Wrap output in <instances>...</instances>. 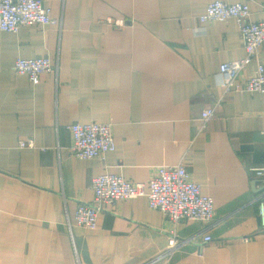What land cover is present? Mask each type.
Masks as SVG:
<instances>
[{"label": "crops", "instance_id": "crops-1", "mask_svg": "<svg viewBox=\"0 0 264 264\" xmlns=\"http://www.w3.org/2000/svg\"><path fill=\"white\" fill-rule=\"evenodd\" d=\"M42 1L54 23L0 31V264H264V96L228 88L219 68L245 55L236 20L201 23L216 0ZM249 9L264 20L261 5ZM40 56L56 73L33 85L14 72L17 58ZM90 122L112 125L103 159L71 153L69 126ZM177 163L213 199L211 224L174 225L144 196L107 204L94 230L75 223L94 177L147 184Z\"/></svg>", "mask_w": 264, "mask_h": 264}, {"label": "built area", "instance_id": "built-area-1", "mask_svg": "<svg viewBox=\"0 0 264 264\" xmlns=\"http://www.w3.org/2000/svg\"><path fill=\"white\" fill-rule=\"evenodd\" d=\"M249 2L261 5L264 10V0H242L237 3H227L219 0L207 4L204 13L198 15L201 23L211 21L236 20L241 35L245 55L238 61L220 64V73L224 76V85L235 87L238 91H253L264 96V63L258 62L261 46L264 44V20H251ZM51 11L42 0H0V31L16 33L23 26H45L54 23ZM108 24L122 26L123 20L105 19ZM255 69L242 84L237 82L238 74L252 62ZM17 75H26L33 85L41 81V75L56 73L57 66L49 56L36 58H17L13 65ZM213 108L206 109L201 114L204 123L210 120ZM264 115V110H263ZM72 145L71 153L79 159H103L108 152L115 150V141L110 123H74L69 126ZM32 140L20 142L21 147L31 146ZM255 175L262 178L264 169H256ZM93 199L91 202L77 204L74 219L78 226L88 230L96 229L98 213L107 204H113L122 199H136L144 196L148 207L159 211L172 224L182 221H201L211 224L215 215L213 199L203 192L201 185L195 182L183 163L170 166H158L146 183H132L116 174H101L91 182ZM257 218L260 221V232L264 234V203L259 202ZM204 242L211 241L204 236ZM179 243L174 236L169 238V249Z\"/></svg>", "mask_w": 264, "mask_h": 264}]
</instances>
